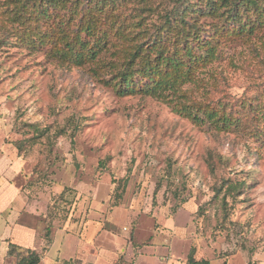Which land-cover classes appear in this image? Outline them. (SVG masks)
I'll use <instances>...</instances> for the list:
<instances>
[{
    "label": "rangeland",
    "instance_id": "obj_1",
    "mask_svg": "<svg viewBox=\"0 0 264 264\" xmlns=\"http://www.w3.org/2000/svg\"><path fill=\"white\" fill-rule=\"evenodd\" d=\"M16 8L0 0V155L21 160L14 183L44 226L49 213L52 235L99 224L124 264L149 248L157 264H186L192 249L210 264H264V25L216 39L218 57L181 84L192 119L146 91L139 65L126 85L123 48L110 41L79 64L54 56L58 36L75 31L69 10L49 6L36 21L31 6L17 9L14 23ZM218 102L230 127L213 122Z\"/></svg>",
    "mask_w": 264,
    "mask_h": 264
},
{
    "label": "trees",
    "instance_id": "obj_2",
    "mask_svg": "<svg viewBox=\"0 0 264 264\" xmlns=\"http://www.w3.org/2000/svg\"><path fill=\"white\" fill-rule=\"evenodd\" d=\"M15 3L14 23L21 20L17 9L25 11L31 6L28 18L36 17V21L51 17L49 6L69 10L67 21L75 22V31L67 29L58 36L62 46L55 50L54 56L79 64L86 58H94L104 43L110 41L123 48L127 65L123 75L130 74L123 77L126 85L132 84L131 76L139 65L138 73L147 83L146 91L160 99L168 98L177 112L192 119L198 116L193 115L189 96L181 90V84L196 83L197 69L218 57L216 39L249 35L264 25V0H15ZM129 3H133L131 8ZM124 8L131 11L127 13ZM153 16L154 20H150ZM213 108L221 113L213 121L217 128L221 124L230 127L232 113L227 111L226 104L218 102L210 111ZM215 116L210 112V119ZM63 132L59 130L56 137ZM226 183L229 190L235 188L234 183ZM124 187L123 184L117 193L118 199L122 198ZM47 217L49 220L42 228L46 243L40 251L10 242L7 256L14 257L16 264H39L41 256L47 253L54 240V220L49 213ZM195 252L190 251L186 264H210L208 259H197Z\"/></svg>",
    "mask_w": 264,
    "mask_h": 264
},
{
    "label": "crops",
    "instance_id": "obj_3",
    "mask_svg": "<svg viewBox=\"0 0 264 264\" xmlns=\"http://www.w3.org/2000/svg\"><path fill=\"white\" fill-rule=\"evenodd\" d=\"M21 170L22 162L18 156L11 151L0 155V264H16L14 257L7 256L10 242L37 251L45 244L42 236L44 216L34 211L35 207L29 202L28 195L14 183ZM75 227H54L53 243L47 253L41 256L39 264H124L117 243H111L114 237L110 236V230L101 228L99 224H91L85 228L84 237L80 238L75 233L76 229H73ZM56 233L60 234V243L51 252ZM144 257L152 261L151 264H157L159 260L154 248L140 254L136 264Z\"/></svg>",
    "mask_w": 264,
    "mask_h": 264
}]
</instances>
